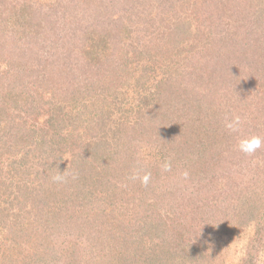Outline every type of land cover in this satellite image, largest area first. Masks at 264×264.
Instances as JSON below:
<instances>
[{
	"label": "trees",
	"instance_id": "obj_1",
	"mask_svg": "<svg viewBox=\"0 0 264 264\" xmlns=\"http://www.w3.org/2000/svg\"><path fill=\"white\" fill-rule=\"evenodd\" d=\"M42 1L0 0V264H201L207 242L250 224L244 264H258L264 146L245 154L237 144L264 138L260 3L108 0L112 16L96 26L95 0H58L56 13ZM73 6L92 18L76 32L63 14L57 23ZM155 14H167L159 33L183 51L181 65L157 80L140 116L120 121L113 142L94 133L107 117L100 105L81 102L110 91L113 74L83 83L90 72L76 74L69 44L126 78L132 56L162 46ZM234 116L236 132L225 127Z\"/></svg>",
	"mask_w": 264,
	"mask_h": 264
},
{
	"label": "rangeland",
	"instance_id": "obj_2",
	"mask_svg": "<svg viewBox=\"0 0 264 264\" xmlns=\"http://www.w3.org/2000/svg\"><path fill=\"white\" fill-rule=\"evenodd\" d=\"M254 2H259L260 5H256L254 12L258 11L259 14L264 19V13L260 12V8L264 7V0H252ZM45 6H47L46 9L51 10V12H55V9L58 8V0H43L42 1ZM95 9L91 7L89 9V12H94V22L97 24L96 26L103 24L104 21L109 20V18L112 16V14H103V11L105 9L109 1L108 0H95ZM98 4V6H97ZM1 5V3H0ZM103 7V8H102ZM108 7V6H107ZM78 7L73 6L72 8H69L70 10L63 9L61 12L59 11L58 20L57 23H59L60 19H63L62 15H64L65 20L68 22L67 24H70L66 27H75V29H71L70 31L76 32V30L80 28H84L86 25H90V21L92 18L88 16V22L84 23V16L79 20L76 18V10ZM264 10V9H263ZM52 13V14H53ZM56 13V12H55ZM96 13V14H95ZM87 15V14H86ZM163 17V18H162ZM57 18V17H56ZM55 18V19H56ZM168 16L165 14L164 16H161L160 14H155V27H157L156 31H154V36L152 38H155V42L158 41L159 43L162 42V46H160L158 49H151V51L148 54H145L141 57L132 56L131 63L129 65L128 72L124 71L123 73L124 77H129L134 79L137 78V82L134 80L131 82H128L126 78H121L123 76H120L118 79V72L110 71V69L105 68H97L95 64V56H84L81 57L80 54L77 51L76 45L69 44V48H72L73 58L70 63L75 65L76 68V74L77 73H83L82 71L86 68L85 72L89 73V78L85 80L83 83L91 82V85H93L94 82L98 81V77H102L101 81L105 82L108 74H113V81L110 80V91L103 90L102 93L96 94L93 97V94H89L90 97H88L81 102H86L87 100L90 102H93L94 106L100 105V107L103 109L104 113L103 115L107 116L102 120V123L100 125L102 126V129H99L98 131H94V133H99L100 131H103L106 136H109L110 138H113V142L116 140V130L118 129V126L122 125L120 124V121L127 122L133 120L136 116H140L143 111L145 110V106L149 103V101H152L154 99V94L156 90V83L158 82V79L167 78L169 74H172V72L176 69L177 66L181 65V53H178V48L175 46V44L169 43L168 37H162L163 33H159V29H164V23L161 22V20H168ZM89 23V24H88ZM94 24V25H95ZM63 29V27H62ZM83 29V30H84ZM64 30V29H63ZM198 31V28L192 27L190 29V33L195 34ZM83 32V31H82ZM80 35H77L72 40H80ZM190 36V35H188ZM64 37V36H63ZM62 37V38H63ZM181 47L184 46L185 43L189 45H194L195 41L192 37L184 38L181 37ZM154 42V41H153ZM184 43V44H183ZM178 44V45H180ZM121 45H124L122 42L118 43L117 46H119L118 49L121 48ZM177 45V46H178ZM215 45H211L210 47V53H212L213 48L215 49ZM234 47V46H233ZM162 48V50H161ZM127 49V48H125ZM123 49V51L125 50ZM203 51H206V49H203ZM133 52V51H132ZM126 54V53H123ZM131 55H126V57L129 59ZM84 58V59H83ZM85 61L87 62L85 64ZM129 61V62H131ZM99 63V62H98ZM85 64V65H84ZM88 64V65H87ZM97 64V63H96ZM145 64H150V66H145ZM92 65V66H91ZM84 68V69H82ZM247 70V69H246ZM83 75V74H82ZM243 77H253V75H249L248 73H244ZM69 80V79H68ZM70 81V80H69ZM249 81V80H248ZM109 81L107 80L106 83ZM103 86V85H102ZM106 86V85H105ZM102 89V88H101ZM94 91V90H93ZM95 92V91H94ZM109 92V94H108ZM79 94V93H77ZM95 94V93H94ZM116 96V97H115ZM62 98L63 96H59ZM115 97V98H114ZM99 116V115H98ZM102 119V118H101ZM92 132H89V134ZM127 135H130L132 131H128ZM116 136V137H115ZM108 137V138H109ZM132 158H134L132 156ZM126 188V187H125ZM223 222V221H222ZM254 232V226L253 224L246 225V226H239L236 225L229 234H224L222 238L217 240L216 242H207L205 249L208 254H210L209 258H204L201 264H244L245 256L247 254V244L249 240L251 239ZM158 239V237L156 238ZM219 241V242H218ZM215 248V249H214ZM260 260L257 262L258 264H264V250L259 256Z\"/></svg>",
	"mask_w": 264,
	"mask_h": 264
},
{
	"label": "clouds",
	"instance_id": "obj_3",
	"mask_svg": "<svg viewBox=\"0 0 264 264\" xmlns=\"http://www.w3.org/2000/svg\"><path fill=\"white\" fill-rule=\"evenodd\" d=\"M240 125H241V118L239 116H234L231 120H226L225 122V127L232 132L238 131ZM262 146H264V138H261L259 136L241 138L239 139L237 144L238 150L245 154H252ZM165 168H167V165L165 166ZM133 178L136 177L134 176ZM54 180L58 182H62L64 180V177L62 174L57 175L54 177ZM142 180L143 182H147L148 176H144Z\"/></svg>",
	"mask_w": 264,
	"mask_h": 264
}]
</instances>
